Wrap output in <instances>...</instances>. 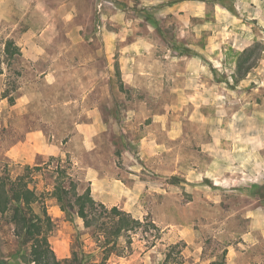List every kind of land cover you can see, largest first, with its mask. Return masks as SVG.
Listing matches in <instances>:
<instances>
[{"label": "rangeland", "instance_id": "1", "mask_svg": "<svg viewBox=\"0 0 264 264\" xmlns=\"http://www.w3.org/2000/svg\"><path fill=\"white\" fill-rule=\"evenodd\" d=\"M49 157L141 223L104 264H264V0H0V177ZM29 177L55 258L98 264L50 175ZM28 251L0 213V260Z\"/></svg>", "mask_w": 264, "mask_h": 264}, {"label": "trees", "instance_id": "2", "mask_svg": "<svg viewBox=\"0 0 264 264\" xmlns=\"http://www.w3.org/2000/svg\"><path fill=\"white\" fill-rule=\"evenodd\" d=\"M181 1L168 0V5ZM254 51L253 47H249L238 54L235 74L239 80L244 79L252 68L253 64H248V59L253 56ZM5 53L8 57H13L14 54L20 56L19 49L14 47L12 41H7ZM259 56L260 53L255 59H259ZM63 163L59 157H49L47 163L33 168L26 167V174L14 179L0 177V213L8 216V222L13 226L14 236L20 240V244L28 246V260L25 263L61 264L49 246L48 235L52 222L44 205V192H38L35 186H30L31 179H28L32 171L46 170L52 179V190L46 193L55 199L60 211L67 217L77 216L84 227L96 235L102 254L98 264H104L111 254L120 252L117 243L120 238L127 237V243H131V235L141 223L117 207L107 208L95 201L90 188L81 187L80 181L69 172L70 166ZM0 264L10 263L0 260ZM162 264L181 262L174 263L168 253ZM210 264H225V254Z\"/></svg>", "mask_w": 264, "mask_h": 264}, {"label": "crops", "instance_id": "3", "mask_svg": "<svg viewBox=\"0 0 264 264\" xmlns=\"http://www.w3.org/2000/svg\"><path fill=\"white\" fill-rule=\"evenodd\" d=\"M130 83L131 84H133V80H134V78H135V76L133 75V72H132V74H130ZM128 78V77H127ZM133 86V85H132Z\"/></svg>", "mask_w": 264, "mask_h": 264}]
</instances>
